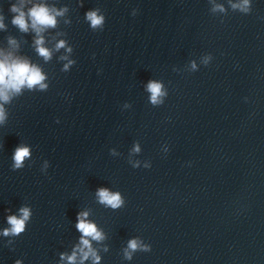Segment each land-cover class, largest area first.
Here are the masks:
<instances>
[{
    "label": "water",
    "instance_id": "water-1",
    "mask_svg": "<svg viewBox=\"0 0 264 264\" xmlns=\"http://www.w3.org/2000/svg\"><path fill=\"white\" fill-rule=\"evenodd\" d=\"M14 4L0 0V59L47 87L0 100V264H264V0H23L62 12L39 34L47 60ZM23 207L25 230L4 235ZM85 212L98 261L80 251Z\"/></svg>",
    "mask_w": 264,
    "mask_h": 264
},
{
    "label": "clouds",
    "instance_id": "clouds-1",
    "mask_svg": "<svg viewBox=\"0 0 264 264\" xmlns=\"http://www.w3.org/2000/svg\"><path fill=\"white\" fill-rule=\"evenodd\" d=\"M244 4H248V0H244ZM235 7V5H234ZM11 11L15 13L12 23L17 26L21 31L27 32L29 27H31L37 33V39L35 41L37 51L39 54L44 57L46 60L50 58L51 52L49 49L43 46L44 40L43 37L40 36V32L43 31L44 28L47 27H55L56 25V15H62V12H56L53 15L50 10L40 4H36L30 9H28L27 13L23 10V0H21L20 5H12ZM87 20L90 22L93 28L101 26L103 24V17L99 16L96 11H90L86 14ZM29 21L31 22L29 24ZM0 28H4L3 18L0 17ZM10 43H15L14 41H10ZM65 42L60 41L56 47L57 49L64 47ZM71 51V49H69ZM69 63H72L69 61ZM68 65H65L67 69ZM195 67V64H193ZM45 80L44 74L41 70L35 65L30 64L27 60L23 59H12L9 56H6L3 59H0V100L5 103L10 100V93H19L22 88L27 87L32 89L36 86H39L41 89L47 87L43 83ZM148 90L151 93V102L153 104H157L160 102L159 98L163 96L165 93L162 91V85L157 82H150L148 85ZM6 119V113L4 111L3 105H0V123H3ZM30 156V150L28 147H18L13 155L14 168L23 167V163L26 158ZM98 198L101 203L111 206L112 208H118L122 204L121 197L118 193H110L107 189H100L97 193ZM30 209L27 207H23L20 209V215H12L8 217V224L10 228L4 230V235H18L25 230L26 222L30 217ZM87 213H81L78 217V230L83 234L81 238L82 248L80 251L83 253V259H87L91 254L95 257V253L92 251L90 242L87 239L91 237L95 240H100L102 235L99 231H97L96 226L93 223L88 222L85 217H87ZM128 247L132 250H136L139 245L136 240H132L129 242ZM87 249V251H85ZM144 250H148L145 247ZM128 258L130 254H127ZM75 253L67 257V259L71 262L75 260ZM63 259V256H62ZM98 261L99 257H95ZM19 264V262H17Z\"/></svg>",
    "mask_w": 264,
    "mask_h": 264
}]
</instances>
